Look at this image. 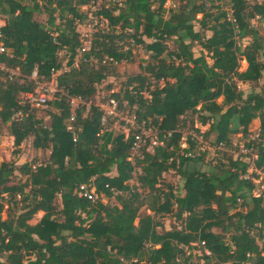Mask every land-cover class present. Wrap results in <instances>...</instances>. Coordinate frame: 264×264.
Masks as SVG:
<instances>
[{"label":"trees","instance_id":"obj_1","mask_svg":"<svg viewBox=\"0 0 264 264\" xmlns=\"http://www.w3.org/2000/svg\"><path fill=\"white\" fill-rule=\"evenodd\" d=\"M27 1L0 0L6 48L0 62L18 70L13 80L0 71V124L7 125L13 138L14 155L30 137L34 149L49 155L34 169L27 163L0 164V258L5 256L0 264H193L180 246L193 249L200 243L211 253L201 255L207 264H264V194L253 196L255 185L242 178L248 164L223 152V160L202 170L203 153L179 156L181 134L175 132L189 127L200 133L197 123L208 127L203 136L213 135L214 146L228 145L231 135L246 136L258 119L260 141L250 146L258 155L255 167L264 172V89L245 94L239 88L264 77V36L254 26L256 19L264 22V2L226 0L228 12L218 0H180L165 18L166 0H118L121 5L109 2L95 12L110 29L92 35L85 58L130 62L134 48L142 46L149 61L113 97L135 106L139 123L175 132L164 147L145 154L138 193L128 183L135 129L127 137L109 129L100 134L101 112L91 106L77 111L74 126L80 130L73 142L61 93L48 103L53 111L47 112V123L21 99L35 88L34 72L47 81L61 67L59 51L68 53L67 65H72L80 44L77 25L86 19L82 7L97 0ZM43 13L44 24L34 18ZM115 72L108 65L81 62L58 75V88L88 102ZM111 88L112 83L105 86ZM144 90L148 97L140 94ZM18 111L27 116L13 120ZM193 147L190 142L185 152ZM169 171L183 179L182 195H174L169 185L166 194L156 188ZM16 172L23 179L12 184ZM81 184L93 185L97 194L115 198L117 204L78 198ZM13 207L17 210L8 212ZM142 208L150 214L142 215ZM39 212L40 223L29 224ZM168 213L178 227H164L160 219Z\"/></svg>","mask_w":264,"mask_h":264},{"label":"built area","instance_id":"obj_2","mask_svg":"<svg viewBox=\"0 0 264 264\" xmlns=\"http://www.w3.org/2000/svg\"><path fill=\"white\" fill-rule=\"evenodd\" d=\"M107 3L113 2L121 5L120 1L118 0H106ZM101 0H97L96 2L92 1L89 6L91 7V12L86 13V19L84 22H88L90 33L86 35H80V44L76 50V57L71 66H68V53L65 50H61L58 52V57L62 62V59H65L67 62L66 64H61V67L58 70H54L51 73V78L49 80H39L37 74L34 72L31 76V79L34 81V90L32 92H27L21 95L22 103L28 105L31 109L32 108H40L45 107L50 101L54 100L57 93H61L67 100V106L69 109V117L67 120V130L71 133L72 141L76 142L78 137L77 129L75 128L74 124L76 123V114L77 111L84 108L86 111L90 109L91 106L97 108L101 112L100 124L103 126V131L109 129V126L112 121L119 122L123 128V133L125 137H127L131 131V129H135L136 132L134 134L133 142L130 147L129 157L127 158L128 162L131 164L133 171H132V179L129 180V185L132 192L140 193V185L137 182L138 176L142 174V162L145 158V154L152 153L155 148L157 147H164L165 141L172 137L173 133L178 132L181 134L179 140V147L180 152L179 156L187 158H193L199 153H204L200 150L201 148V140L203 133H197L196 131L188 130L187 127H179L175 132H160L157 129H154L151 126H147L145 122L139 123L136 120L135 110L136 107L132 106L129 107L127 101H123L119 103L114 97V94H118L121 92V85L112 84V88L106 90L105 94L101 96H94V98L88 102L83 101L81 98L70 96L68 94L63 93L58 88L57 77L59 74L63 72H67L70 68H78V65L81 62H88L93 66H97L99 63L102 65H108L114 68H117L121 65L122 62H118L111 57L103 56L102 58H85L84 55L91 51V41L92 35L97 31L101 30L103 33L109 31L108 21L101 16H97L95 12L100 8ZM165 6L169 7V9L176 8L175 0H166ZM2 21H0V27L2 26ZM83 24V23H81ZM80 25V24H79ZM85 38V39H83ZM2 36L0 34V57L5 54L6 48L2 43ZM154 41V40H151ZM150 42V41H149ZM0 71H4L9 80H13L18 76V70H9L7 69L3 63L0 62ZM132 87H128V90H131ZM97 94V93H96ZM141 95L144 97H148V93L146 90L140 92ZM27 114L23 113L22 111L16 112L12 119L13 120H21L22 118L26 117ZM185 116H183V119ZM248 134V133H247ZM260 128L257 127L254 129V132L251 134L249 133L239 144H232L230 142L228 145L226 144H219L215 146L218 150L224 151L226 153H231L235 155L237 150V155H232L235 160H239L240 162H244L248 164L247 172L243 179L250 180L257 188L258 192L255 197H259L260 195L264 194V172L257 169L255 167V162L258 158L257 151L250 146L252 142L260 141ZM200 135V136H198ZM190 142L194 143V149L192 151H186L190 148ZM36 167V166H35ZM35 167L32 166L34 169ZM165 173L161 175L163 178ZM161 182V179H160ZM156 188H161L160 183L156 185ZM78 198L85 199L90 203H96L97 201H101V198L104 197L102 194H97L95 188L91 184H81L76 190ZM174 195H178L177 191H173ZM182 195V194H180ZM173 201V200H172ZM191 247H197V250H200L201 255L211 256L209 250L204 248V243L200 244H192ZM186 253V255H190L194 260L197 253L193 249H189L186 246H180ZM195 264V263H193Z\"/></svg>","mask_w":264,"mask_h":264},{"label":"rangeland","instance_id":"obj_3","mask_svg":"<svg viewBox=\"0 0 264 264\" xmlns=\"http://www.w3.org/2000/svg\"><path fill=\"white\" fill-rule=\"evenodd\" d=\"M250 4L254 3V1L257 2H264V0H247ZM22 2L24 3H28L27 0H22ZM176 5L180 0H175ZM219 4L222 6L223 9L227 10L229 12L230 6L228 4V1L226 0H218ZM100 5H108L106 0H101V2L99 3ZM164 8V17L166 18L169 14V11L171 9H169V7L165 6V3L163 5ZM82 11L84 12H91L92 9L89 5L82 7ZM35 20L40 22V23H45L46 22V13H43L41 15H35L34 16ZM2 17L0 16V21H2ZM257 21L254 22V26L255 28L258 30L259 34L261 36H264V22L256 19ZM57 23H59V20L57 19ZM77 30L79 32L80 35H86L90 33V28H89V24L88 22H83V24L77 25ZM85 39V38H83ZM146 42H149V40H145ZM168 47L171 49L173 47L172 43L169 42ZM149 61V53L145 52L144 49L142 48V46H137L134 48V50L132 51V57H131V61L130 62H122L121 65L116 68V74L112 77L107 78V80L100 84L97 87V94L96 96H101L102 94L106 93V89L105 86L109 83L112 84H116V85H121L123 82L126 81L128 76H133L138 74L141 70L140 66H145L146 62ZM63 64H66V60L62 59ZM246 68V63L242 62L241 63V70H244ZM239 88L245 93H249L251 90H255V91H259L264 89V77L263 79L260 80V82L254 86H250L248 84H244V85H240ZM95 96V98H96ZM33 109V113L36 116L37 119L42 120L44 123L48 122V116H47V112L48 111H53L52 107L47 104L45 107H40V108H32ZM259 127L260 128V122L258 119L253 120V122L251 123V125L249 126V130H248V134L249 133H253L254 129ZM194 128H198L200 131V134L205 133V131L207 130V126H200L199 124H195ZM189 131L192 130L189 127L186 128ZM109 130H112L116 133H123V128L121 126V124H119V122H114L112 121L110 126H109ZM247 134V135H248ZM200 136V135H198ZM243 136L242 134H234L230 136V141L232 142V144H239L242 140H243ZM202 144H201V148L200 150L203 153V161L198 164L199 167L202 170H207L208 169V163H215V160L224 159V155L223 152L224 151H220L218 150L214 145V136L210 135L209 137H202L201 140ZM32 143V138H27L21 145H20V149H19V153L18 155H14L13 151L15 150V148L13 147V138L9 135L8 133V127L7 125H3L0 124V164L2 162H14L16 164V166H21L22 164H30L33 167L35 166H39L42 164H45L47 162L48 159V155L49 152L48 151H44V150H37L34 149L31 145ZM226 153V152H224ZM235 155H237V150L235 152ZM228 155H231V153H227ZM234 155V154H232ZM234 155V156H235ZM114 174V171L113 173ZM22 176L19 172H16V175L13 179V183H19ZM182 184H183V179L181 178V176L179 174H177L176 171H169L167 173H165L164 177L161 178V182H160V187L163 190V193H169V188H167V186H172L173 187V191H177L179 194H183L182 191ZM258 190L255 186V189L253 190V196L257 195ZM164 195L162 194L161 197H163ZM101 201L103 203H108L111 205H116V200L115 198H105L102 197ZM163 201V200H162ZM172 202V201H171ZM20 205H18L17 208H19ZM11 208V207H10ZM17 208H12V209H8L9 211H16ZM5 211L3 213V217H5L6 213H7V207L5 206ZM141 214H150V212L146 209V208H142L141 209ZM43 216L42 212H39L38 214H36L34 216V218L29 222V224L31 225H35L37 223H40L41 218ZM158 218V217H157ZM161 222L164 223V227L166 229H170L172 227H178L179 223L175 221V219L172 217V215L170 213L168 214H164L163 217L160 219ZM195 251V253H197L194 261L196 264H207L205 262V260H202L201 257V252L200 250H197V247H194L193 249ZM1 261L5 260V256H2L0 258ZM208 264H212V263H208Z\"/></svg>","mask_w":264,"mask_h":264},{"label":"crops","instance_id":"obj_4","mask_svg":"<svg viewBox=\"0 0 264 264\" xmlns=\"http://www.w3.org/2000/svg\"><path fill=\"white\" fill-rule=\"evenodd\" d=\"M3 24H4V22H3V20H2V24H1V25L3 26Z\"/></svg>","mask_w":264,"mask_h":264}]
</instances>
